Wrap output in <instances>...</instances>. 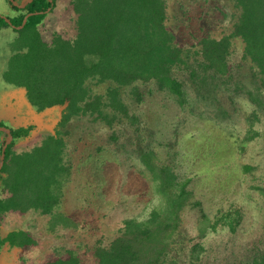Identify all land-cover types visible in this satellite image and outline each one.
Instances as JSON below:
<instances>
[{
  "label": "trees",
  "instance_id": "trees-1",
  "mask_svg": "<svg viewBox=\"0 0 264 264\" xmlns=\"http://www.w3.org/2000/svg\"><path fill=\"white\" fill-rule=\"evenodd\" d=\"M4 1L12 12L0 14V32L12 27L17 33L4 80L24 89L28 103L38 113L56 107L61 111L41 142L22 151L16 149L19 140L33 135L39 125L13 128L0 121L13 135L0 170V250L4 244L24 248L37 242L27 229L3 231V219L9 213L50 215L52 230L77 225L58 212L66 178L71 175L64 158L62 128L82 114L108 118L106 109L115 118L133 117L121 97L122 87H132L136 100L141 101L136 83L155 82L181 106L211 109L216 115L223 111L225 93H242L254 105L252 115L260 121L264 117V0H232L235 11L230 30L219 37L203 34L191 45L181 44L168 26L167 0H70L74 33L68 36L56 31L51 40L41 28L57 0H33L26 7L21 5L27 0ZM236 38L243 42L244 57L250 64L247 76L230 62ZM92 79L112 85L103 93H92L87 87ZM7 140L0 142V155ZM150 155L146 153L143 159L158 180L162 203L145 219H126L119 235L108 244L86 247L77 243L67 250V256L47 264L207 263L200 244L183 224L182 214L191 199L187 182L179 180L170 166L152 161ZM231 216L228 213L225 220L235 229L236 218ZM201 218L200 229L206 234L208 215ZM82 247L87 248L92 263L87 262L88 253ZM244 264H264V254Z\"/></svg>",
  "mask_w": 264,
  "mask_h": 264
},
{
  "label": "rangeland",
  "instance_id": "rangeland-1",
  "mask_svg": "<svg viewBox=\"0 0 264 264\" xmlns=\"http://www.w3.org/2000/svg\"><path fill=\"white\" fill-rule=\"evenodd\" d=\"M167 7V24L183 45L196 44L203 34L219 37L228 32L235 11L232 0H167ZM11 12L6 1L0 0V14ZM72 14L70 0H57L41 28L46 39L51 40L56 31L73 35ZM14 32L8 29L0 35V54L9 52L6 47ZM231 45V64L249 75L243 42L236 38ZM136 84L141 101L132 87L121 88L133 117L115 118L106 109L108 118L82 114L62 128L64 158L71 175L66 178L58 212L77 225L52 230L50 215L9 213L3 219L4 232L30 226L32 234L49 249L53 247L48 252H53L54 259L67 256L77 243L86 247L108 244L126 219H145L163 201L158 180L143 159L150 153L152 161L170 166L179 180L187 182L191 199L182 214L183 224L200 244L206 264H244L264 254V117L260 121L252 115L254 105L242 93H225L223 111L216 115L211 109L181 106L155 82ZM111 85L96 79L87 82L92 93H103ZM7 91L6 100L0 98V117H19L24 124L33 120L39 125L16 146L18 151L31 149L57 123L61 108L38 113L23 89L9 87ZM7 139L8 133L0 130V142ZM230 212L236 218L235 229L225 220ZM204 213L208 215L206 234L200 229ZM86 247L82 252L88 253L85 258L92 263Z\"/></svg>",
  "mask_w": 264,
  "mask_h": 264
},
{
  "label": "crops",
  "instance_id": "crops-1",
  "mask_svg": "<svg viewBox=\"0 0 264 264\" xmlns=\"http://www.w3.org/2000/svg\"><path fill=\"white\" fill-rule=\"evenodd\" d=\"M8 29H13V28L12 27L3 28L0 32V35L3 34L4 31L7 32ZM16 34H17L16 32H14L13 36L11 34H8L9 36H12V40L8 42L7 47H6L7 50H9V52L8 53L4 52L0 54V58L3 57L2 61H0V98L2 97L4 100H6L5 97L7 95V92H8L7 90L9 87L11 88V90L12 89H22V88H16L13 85L7 83L3 78V72L7 69L8 57L11 53L10 52L11 43L16 38L17 36ZM23 94L25 95V92ZM11 118L5 120L2 117H0V121L5 123L7 126L13 127V128L27 125V124H24L20 119H18L19 117H14V118L11 117ZM31 123H35V121L32 120L31 122H28V124H31ZM20 228L27 229L32 234V231L30 230L31 229L30 226L29 228L28 227L27 228L20 227ZM2 229H4V227H2ZM32 235L34 239L37 241L36 244L34 245L26 246L24 248H19L16 246L11 247L9 244H4L1 249L2 251L0 250V264H47L50 260H53L55 257L53 252H50V253L48 252L52 250L53 247L49 249L50 246H46L44 243L41 242L44 240H40V238H37L34 235V233ZM60 238H63V237H60ZM45 239H47V241L50 242L49 238H45ZM58 243H63V242H58ZM67 245H69V243ZM34 253L37 255L34 256Z\"/></svg>",
  "mask_w": 264,
  "mask_h": 264
},
{
  "label": "water",
  "instance_id": "water-1",
  "mask_svg": "<svg viewBox=\"0 0 264 264\" xmlns=\"http://www.w3.org/2000/svg\"><path fill=\"white\" fill-rule=\"evenodd\" d=\"M33 0H27L25 3H23L21 5V7H26L27 4H29L30 2H32ZM32 13H29L25 16L24 20H23V23L22 25L19 27V28H22L24 26V24L26 23V20L27 18L29 17V15H31ZM0 130H5L8 132V140L6 141V143L3 145V148H2V154H1V160H0V170L3 166V163H4V159H5V153H6V148L8 146V144L11 143L12 139H13V135L11 133V130L7 127H2L0 126Z\"/></svg>",
  "mask_w": 264,
  "mask_h": 264
}]
</instances>
